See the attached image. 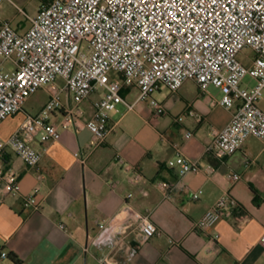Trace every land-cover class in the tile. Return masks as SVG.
<instances>
[{
  "label": "built area",
  "instance_id": "built-area-1",
  "mask_svg": "<svg viewBox=\"0 0 264 264\" xmlns=\"http://www.w3.org/2000/svg\"><path fill=\"white\" fill-rule=\"evenodd\" d=\"M5 1L11 0H0V7ZM28 20L31 26L25 34L10 23L0 28V126L39 90L50 89L40 113L28 117L7 142L28 168L39 170L42 152L35 145L58 141L60 127L87 128L94 149L111 134L110 115L119 113L120 105L134 111L137 102L148 101L160 117L167 109L153 93L163 87L176 92L188 80L204 93L210 86L220 89L222 98L213 105L236 108L230 123L213 129L207 154L222 159L251 137L264 141V110L259 106L264 101V0H49ZM245 49L254 53L246 58L248 65L239 59ZM6 62L13 67L6 68ZM249 76L252 87L244 85ZM125 88L138 89L134 104L124 98ZM64 91L73 105H64ZM96 93L102 96L93 102L92 116L84 119L82 103ZM55 115L60 122L53 121ZM118 161L131 182L143 180L136 167L123 158ZM176 164L182 176L212 170L179 152ZM3 165L0 152V171ZM2 180V189L19 193L13 170H6ZM159 186L168 198L177 184ZM24 204L36 212L42 208L35 193L25 197ZM227 214L241 217L242 207L222 198L194 228L209 231ZM96 227L84 251H96L101 264H130L141 245L161 234L150 211L129 203ZM260 244L264 248V235ZM0 257L8 253L1 250Z\"/></svg>",
  "mask_w": 264,
  "mask_h": 264
},
{
  "label": "crops",
  "instance_id": "crops-1",
  "mask_svg": "<svg viewBox=\"0 0 264 264\" xmlns=\"http://www.w3.org/2000/svg\"><path fill=\"white\" fill-rule=\"evenodd\" d=\"M16 1L20 0L5 1L0 7V28L10 23L25 34L31 23L17 20ZM62 85L58 80L57 86ZM49 90H39L0 126L4 155L0 252L8 253L0 257V264H101L98 253H85L84 247L95 235L96 223L114 216L126 203L141 212L150 211L161 230L139 247L130 264H264L260 244L264 235V141L251 137L239 151L222 159L206 153L213 129H223L236 111L213 105V100L222 98L220 89L210 86L204 93L193 80L176 92L163 87L152 95L167 109L160 117L148 101L137 102L134 111L120 105V112L110 115L111 134L94 149L87 128L60 127L58 141L35 145L42 152L36 171L7 142L28 117L40 113ZM124 90L126 101L134 104L138 89ZM100 96L96 93L83 101L84 119L92 116V104ZM62 100L65 106L73 105L66 91ZM53 121L60 122L59 115ZM187 133L192 137L187 139ZM178 152L212 170L180 175ZM119 158L136 167L143 180L131 182ZM10 169L20 182L16 194L2 189L3 173ZM234 175L239 179L234 180ZM162 182L177 184L168 198L159 186ZM33 193L42 207L37 212L24 204L25 197ZM129 193L132 198L127 197ZM222 198L231 206H241L243 216L227 214L213 229L196 230L194 224Z\"/></svg>",
  "mask_w": 264,
  "mask_h": 264
},
{
  "label": "rangeland",
  "instance_id": "rangeland-1",
  "mask_svg": "<svg viewBox=\"0 0 264 264\" xmlns=\"http://www.w3.org/2000/svg\"><path fill=\"white\" fill-rule=\"evenodd\" d=\"M48 1L49 0H20V1H16L19 8L21 9V11L18 12L19 8L18 9L13 8V11L17 16V20H23L24 22H26L28 24L29 23L28 16L35 17L37 15L40 7L42 5H45ZM247 57H250L251 59L254 57V53L252 50L245 49L239 55V59L241 60V62H243L246 65L250 64L249 60L246 59ZM4 64H5L4 66L8 69H11L13 67L12 66L13 64H11L10 62H6ZM244 85H249L252 87L254 85V80H252L249 76L244 80ZM260 105L262 106V108H264V101H261Z\"/></svg>",
  "mask_w": 264,
  "mask_h": 264
},
{
  "label": "trees",
  "instance_id": "trees-1",
  "mask_svg": "<svg viewBox=\"0 0 264 264\" xmlns=\"http://www.w3.org/2000/svg\"><path fill=\"white\" fill-rule=\"evenodd\" d=\"M47 4V3H46ZM126 89V88H125ZM122 93L124 94L125 93V90L123 89ZM254 203L258 206L259 205V202L257 200V198L254 199ZM243 212H244V209L242 208V215L243 216Z\"/></svg>",
  "mask_w": 264,
  "mask_h": 264
}]
</instances>
